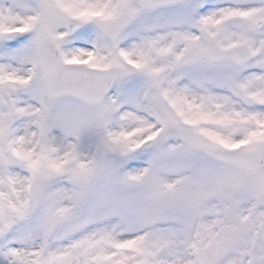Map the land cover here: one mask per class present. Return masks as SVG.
<instances>
[{"label":"snow or ice","instance_id":"snow-or-ice-1","mask_svg":"<svg viewBox=\"0 0 264 264\" xmlns=\"http://www.w3.org/2000/svg\"><path fill=\"white\" fill-rule=\"evenodd\" d=\"M0 264H264V0H0Z\"/></svg>","mask_w":264,"mask_h":264}]
</instances>
